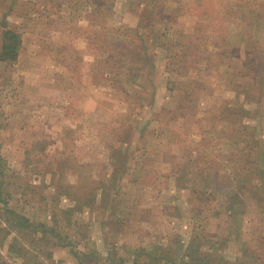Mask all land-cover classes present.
Returning a JSON list of instances; mask_svg holds the SVG:
<instances>
[{
	"label": "rangeland",
	"instance_id": "rangeland-1",
	"mask_svg": "<svg viewBox=\"0 0 264 264\" xmlns=\"http://www.w3.org/2000/svg\"><path fill=\"white\" fill-rule=\"evenodd\" d=\"M0 264H264V0H0Z\"/></svg>",
	"mask_w": 264,
	"mask_h": 264
},
{
	"label": "trees",
	"instance_id": "trees-1",
	"mask_svg": "<svg viewBox=\"0 0 264 264\" xmlns=\"http://www.w3.org/2000/svg\"><path fill=\"white\" fill-rule=\"evenodd\" d=\"M3 47H4V50L6 51V50H8V47H10V46L9 45H4ZM4 54H6V53H4Z\"/></svg>",
	"mask_w": 264,
	"mask_h": 264
}]
</instances>
